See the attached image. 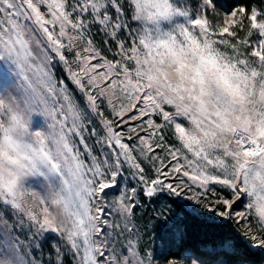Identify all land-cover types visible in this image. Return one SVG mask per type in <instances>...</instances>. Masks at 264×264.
Returning <instances> with one entry per match:
<instances>
[{
    "label": "snow or ice",
    "instance_id": "1",
    "mask_svg": "<svg viewBox=\"0 0 264 264\" xmlns=\"http://www.w3.org/2000/svg\"><path fill=\"white\" fill-rule=\"evenodd\" d=\"M181 2L0 0V264H35L12 235L25 223L33 240L55 234L57 262L154 264L133 215L138 196L165 192H191L196 211L211 191V218H235L264 249V12L218 20L215 0L195 14ZM126 172L137 186L120 190ZM219 246V264H247Z\"/></svg>",
    "mask_w": 264,
    "mask_h": 264
},
{
    "label": "rangeland",
    "instance_id": "2",
    "mask_svg": "<svg viewBox=\"0 0 264 264\" xmlns=\"http://www.w3.org/2000/svg\"><path fill=\"white\" fill-rule=\"evenodd\" d=\"M199 2L201 0H197V6L193 8L188 0H182L181 6L187 7L190 9L192 13H196L199 9ZM256 10L258 12H264V7H257ZM229 15V14H227ZM225 15V16H227ZM225 16L216 15L215 18L218 20H222ZM239 18V17H238ZM181 19L182 18H178ZM135 27V26H134ZM92 34L96 45L107 55L109 58H112L115 53V45H110L113 49L112 52L108 51V46H105L104 40L106 37L99 31V26H93ZM243 35V33L241 34ZM123 38V37H121ZM255 43V40H253ZM60 65H57L58 76H63L60 72ZM42 123V121H41ZM90 143L92 141H89ZM120 190H123L125 186H137L136 180L132 179L128 173H125V178L119 179ZM195 187V186H194ZM223 196L226 193L221 191L218 193ZM119 195L115 189L109 190L108 199L112 200L116 196ZM192 193L189 192L187 196H191ZM187 196L178 198L176 196H172L165 193H160L157 196L149 198L147 196L140 195L137 197L138 204L134 209L133 222L135 223L137 229L139 230V240L140 245L144 246L145 252L151 254L154 257V264H164V257H168L169 259L174 258L173 255L168 253L166 250L176 239L180 236V227L184 223V211L180 212L179 215H176L177 205H188L185 210L192 211L196 215H200L208 220L214 221H227V218H217L212 219L213 211L212 208L207 207L206 205L215 206V196L211 191H209L203 197V203H201L196 211H193V206H195V201H189ZM244 208V203L241 202L235 206V211H242ZM222 210V209H221ZM5 213L4 209H0V215ZM163 213V215H162ZM12 218L7 221V228L9 230L13 227V222L18 220L19 217L16 216L15 213L11 214ZM115 219H119L118 216L114 217ZM237 223H239L235 218H233ZM167 225L166 227L164 225ZM173 225H176L175 227ZM4 228V225L0 223V230ZM241 233L252 243V248L254 249H262L260 248L252 236H245L244 234V225L241 224ZM255 234V230H253ZM0 234H3L0 231ZM12 235L17 237L19 241L25 246V250L29 253V259L35 261V264H74L72 253L70 251H65L61 254V262H57L55 253L51 250L53 247V242L56 241V236L53 233H47L46 238L41 237L38 240L32 239V232L29 231V226L27 223L20 227L19 224L15 225V230L12 232ZM258 235V234H257ZM61 246H63L61 244ZM264 251V249H262ZM189 255H181V258L178 259L183 264V261ZM206 264H219L213 263L211 261H205Z\"/></svg>",
    "mask_w": 264,
    "mask_h": 264
},
{
    "label": "trees",
    "instance_id": "3",
    "mask_svg": "<svg viewBox=\"0 0 264 264\" xmlns=\"http://www.w3.org/2000/svg\"><path fill=\"white\" fill-rule=\"evenodd\" d=\"M193 8L197 6V0H188ZM246 10L264 7V0H215L213 8L207 10L209 17L221 15L225 16L239 8ZM187 213V215L185 214ZM241 224L234 219L227 221L208 220L192 211L184 210V223L180 227V236L167 248V252L173 257L180 259L181 255H193V250L205 253V261L219 263L225 259L219 252L231 251L226 247H220L219 241L228 238L231 242L239 245L242 249L241 258L247 257V264H264V251L252 248V243L244 238L241 233ZM214 244L217 245L214 247ZM216 259L212 260V256Z\"/></svg>",
    "mask_w": 264,
    "mask_h": 264
}]
</instances>
